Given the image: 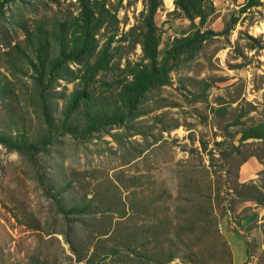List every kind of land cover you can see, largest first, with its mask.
<instances>
[{"label":"rangeland","instance_id":"374dc122","mask_svg":"<svg viewBox=\"0 0 264 264\" xmlns=\"http://www.w3.org/2000/svg\"><path fill=\"white\" fill-rule=\"evenodd\" d=\"M111 1L117 5V39L140 25L145 0ZM249 1L213 0L215 9L201 29L215 34L193 59L178 62L169 84L147 94L142 113L85 134L48 128L27 41L37 22L76 14L77 0L5 1L0 76L8 87L0 90V133L12 110L24 140L40 148L18 152L0 143V264H85L78 257H88L95 246L93 264H137L123 243L142 224L157 222L160 245L152 233L147 238L161 262L149 258L147 264H233L223 219L228 215L243 228L235 210L256 203L235 196L241 167H251L246 182L264 183V143L239 139L243 127L264 123V0L246 7ZM166 2L155 15L161 52L191 27ZM119 43L129 42L112 46ZM125 46L117 54L121 67L127 58L141 57L139 44L130 51ZM60 74L48 88L56 122L75 82L71 72ZM85 196L93 197L90 213L60 212L59 200L71 206ZM254 224L263 236L249 240L245 264H264V215ZM108 247L114 250L106 254Z\"/></svg>","mask_w":264,"mask_h":264},{"label":"trees","instance_id":"16d2710c","mask_svg":"<svg viewBox=\"0 0 264 264\" xmlns=\"http://www.w3.org/2000/svg\"><path fill=\"white\" fill-rule=\"evenodd\" d=\"M5 1L7 0H0V11ZM258 1L251 0L246 7ZM161 4L162 0H145L140 25H133L128 31L121 32L117 39V5L114 6L111 0H77L76 14H64L50 23L40 21L35 24L33 30L27 34V41L33 54V58H30L35 72L33 82L39 96L42 115L49 129L73 133L80 131L85 134L113 124H122L126 119L140 115V105L147 94L169 84L170 72L178 62L193 59L208 37L215 34L211 29H201L215 9L213 0H173L172 12L188 18L191 27L180 36H174L161 52V31L155 22V15ZM196 18L198 22H195ZM113 41L129 43L126 46L121 43L112 46ZM137 44L141 48L140 59L127 58L121 67L120 58H117L120 48L125 46L130 51ZM71 63L76 65L75 69L70 68ZM67 72L72 73L74 88L62 109L59 122H56L50 111L53 95L49 94L48 88L61 78L60 73ZM118 72L122 73L119 78L105 79V74ZM7 87V77L0 76V90ZM98 87L106 91H97ZM4 121L7 126L4 132L0 133V143L18 152L40 148L37 142L24 140V134H21L18 128L12 110ZM12 129L15 133L13 135ZM239 133L241 141L259 138L264 143V123L243 127ZM62 192L63 189H59V195ZM234 193L239 200H253L264 207V183L259 185L253 181H236ZM92 203L93 197L86 196L71 206H64L59 200V210L65 215H85L91 212ZM210 221L211 217H208L207 223ZM161 230L160 222L142 224L128 234L123 248L132 250L137 264H147L149 258H155L156 262L160 263L158 253L149 251L147 235L152 233L153 240L158 241ZM214 230L218 232L217 227ZM224 244L229 246L227 241ZM157 245H160L159 241ZM108 248L106 254L114 250L112 247ZM97 251L98 247L95 246L88 257H78L77 260L93 264ZM247 252L250 256L249 251ZM173 257L174 253H169L166 261Z\"/></svg>","mask_w":264,"mask_h":264},{"label":"crops","instance_id":"0c3cea01","mask_svg":"<svg viewBox=\"0 0 264 264\" xmlns=\"http://www.w3.org/2000/svg\"><path fill=\"white\" fill-rule=\"evenodd\" d=\"M251 167L242 166L239 174L240 181L246 182V178L250 177ZM250 205L248 209H244V206ZM238 218L239 226L234 225V221H231V217L226 215L228 218L223 219L224 230L223 233L228 242L233 264H245L248 260V242L251 238L260 239L263 234L260 226H255L254 223L259 224L262 221V216L264 215L263 207L259 206L257 203H246L243 202L241 207H237L235 210ZM225 216V217H226ZM256 221V222H255Z\"/></svg>","mask_w":264,"mask_h":264},{"label":"bare ground","instance_id":"6f19581e","mask_svg":"<svg viewBox=\"0 0 264 264\" xmlns=\"http://www.w3.org/2000/svg\"><path fill=\"white\" fill-rule=\"evenodd\" d=\"M167 4H171V0H167V2H166Z\"/></svg>","mask_w":264,"mask_h":264},{"label":"water","instance_id":"95a60500","mask_svg":"<svg viewBox=\"0 0 264 264\" xmlns=\"http://www.w3.org/2000/svg\"><path fill=\"white\" fill-rule=\"evenodd\" d=\"M171 3H173V1Z\"/></svg>","mask_w":264,"mask_h":264}]
</instances>
